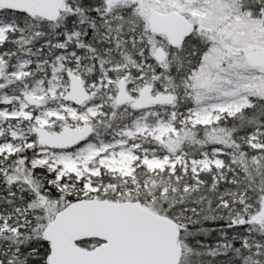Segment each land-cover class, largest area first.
<instances>
[{"label":"snow or ice","instance_id":"6c2138e0","mask_svg":"<svg viewBox=\"0 0 264 264\" xmlns=\"http://www.w3.org/2000/svg\"><path fill=\"white\" fill-rule=\"evenodd\" d=\"M0 264H264V0H0Z\"/></svg>","mask_w":264,"mask_h":264}]
</instances>
